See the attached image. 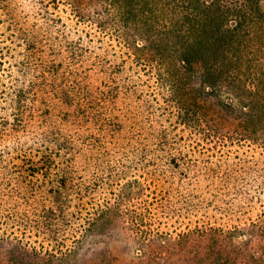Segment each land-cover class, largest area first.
Masks as SVG:
<instances>
[{
  "label": "trees",
  "instance_id": "trees-1",
  "mask_svg": "<svg viewBox=\"0 0 264 264\" xmlns=\"http://www.w3.org/2000/svg\"><path fill=\"white\" fill-rule=\"evenodd\" d=\"M86 2L0 0V254L68 262L122 219L164 264H264V0Z\"/></svg>",
  "mask_w": 264,
  "mask_h": 264
},
{
  "label": "rangeland",
  "instance_id": "rangeland-1",
  "mask_svg": "<svg viewBox=\"0 0 264 264\" xmlns=\"http://www.w3.org/2000/svg\"><path fill=\"white\" fill-rule=\"evenodd\" d=\"M87 1V2H86ZM25 2V1H23ZM87 6H89L88 0H85ZM91 11L95 10V9H99L102 8L100 5H96V4H92L91 5ZM65 9H63L64 11L61 12V16L67 21L68 20V12H69V7H64ZM60 11V10H59ZM70 22L72 24V26L75 27L74 23L76 21V19H74L72 16L69 17ZM41 21V19H40ZM39 21V23H40ZM40 25V24H39ZM41 26V25H40ZM59 25H57V29L60 30L61 29V34H65L68 33V31H66L65 33L63 32V27H58ZM69 26V25H67ZM83 24L81 25H77V27L79 28H83ZM45 27V26H44ZM72 31H74L72 29ZM61 34L59 33V35L61 36ZM67 34H65L66 36ZM104 40L110 43V39L107 37H104ZM115 44H117L115 41L113 42ZM115 47L113 48V50L115 52H121L119 46L114 45ZM101 50H97V52H100ZM123 51V50H122ZM111 54V51H110ZM108 58H112L111 56ZM45 97V96H44ZM36 124L31 126V129L28 128V130H32V133H27V132H20L19 137L17 141L20 144H24L25 148L28 147V145H31L32 142L35 141H41V140H45L47 133L49 130L50 132H55L54 131V121L53 119H46V122L48 124V122H50V126L49 129L47 128V125L43 124V122L45 121L44 118H36ZM38 126V127H37ZM132 126V125H131ZM47 139V138H46ZM26 140H29V143L26 142ZM26 142V144L24 143ZM149 142V141H148ZM150 142H152V139L150 138ZM8 142H0V151L3 148L4 145H6ZM153 145V144H152ZM128 150V149H126ZM2 163H0V175L3 172V169L1 168ZM167 184L164 185V187H166ZM154 187V186H153ZM156 188L158 190V192L161 191V188L159 186V184H156ZM151 191H147L146 190V195L145 197H142L143 200H146L145 202L142 203L137 201V204L133 207L135 210H137L138 212L142 211L143 212V208H145V205L149 202L152 201L153 199H151L152 194L150 193ZM162 192V191H161ZM16 198V197H14ZM148 199V200H147ZM141 201V200H140ZM156 205V204H155ZM96 208V207H95ZM124 208V207H123ZM125 209V208H124ZM94 210H91V213H93ZM159 209H155V213H158ZM29 213H31L29 211ZM90 213V214H91ZM30 216L34 217V219L36 218L35 214H30ZM122 221V219H120ZM121 221L117 220V222H114V225H110V224H102L100 226H97V228L91 233V235L87 238V240L85 241V243H83L82 247H80V249L78 250V253L76 256H74L71 260H69L68 262H64V260H60V262H48L46 260H41V259H28L26 260L23 258H19L18 259V263L16 261H11L10 257H7L5 254H0V264H164V261L162 262L161 258L159 259H152L151 257H156L155 251H151L148 250L146 251V253L143 251V249L139 248V244L136 243L131 237L128 236V234L126 233V222L121 223ZM153 221L156 222V220L153 218ZM147 222V219H146ZM164 223L165 220L163 221H158V223ZM186 222H184V224H182V227L186 228ZM175 221L171 220L169 221V225L172 227L175 226ZM181 223V221H180ZM179 225V223H177ZM110 225V226H109ZM153 226H155V223L153 222ZM16 228V227H15ZM14 228V232L17 235V238L21 239L24 242L28 241V237L27 235L30 234L28 232L23 233L24 231L19 230V229H15ZM143 228V227H142ZM174 228V227H173ZM181 228V225H180ZM42 237H39L37 239H32L31 241L36 243V246L38 247V250H41L42 252H46L45 250L47 249L48 252H59L58 255L59 257H62V254H64V251L66 250L67 247H64L65 244H67V246H69L68 244H70V241H65L64 239H59V242L61 245L56 244L55 242L52 244L48 245V241H44L43 239H41ZM30 240V239H29ZM49 240V239H48ZM65 242V244H63ZM41 244V245H40ZM40 246H43L40 248ZM54 251H51V250ZM61 250V251H58ZM167 254V253H166ZM165 254V256H166ZM192 254L189 251H177V253L174 255V258L172 260H168V262L166 264H205V262H202L201 260V256H197L196 258H191Z\"/></svg>",
  "mask_w": 264,
  "mask_h": 264
}]
</instances>
